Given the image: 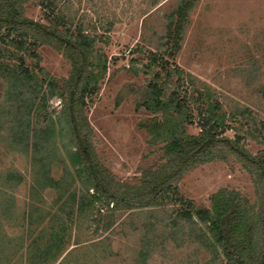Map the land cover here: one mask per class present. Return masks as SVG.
<instances>
[{
  "label": "trees",
  "instance_id": "1",
  "mask_svg": "<svg viewBox=\"0 0 264 264\" xmlns=\"http://www.w3.org/2000/svg\"><path fill=\"white\" fill-rule=\"evenodd\" d=\"M27 1L31 0H0V81L7 83L0 125L8 131L0 132V138L20 146L30 164L22 205L15 193L0 188V227L8 220L10 228L21 233L15 248L25 255L24 264L60 263L80 226H98L102 217L108 221L118 209L166 204L177 206L169 222L197 226L198 240L216 254L218 264H264V147L252 154L239 135L227 136L231 127L219 102L197 88L196 98L189 96L186 87L192 82L172 61L196 0H178L166 14L165 47L161 52L147 51L140 72L149 78L140 91L130 88L136 95L134 109L150 114L138 126L147 133L149 147L160 153L135 182L118 179L101 162L85 114L108 68L106 58L95 50L102 35L89 33L82 21L64 14L59 0H37L44 22L30 19L24 10ZM44 44L69 62L66 78L58 81L40 66L36 48ZM26 58L32 59L31 66ZM133 64L128 68L138 74ZM53 98L60 104L58 112L53 110L55 116L49 110ZM123 98L119 94L115 105ZM7 102L12 110H6ZM194 112L199 119L195 134L187 131ZM230 157L251 175L255 202L228 187L210 195L209 207L179 193L178 182L192 168ZM0 173V180L12 187L26 180L17 170ZM138 254L145 263L148 251Z\"/></svg>",
  "mask_w": 264,
  "mask_h": 264
},
{
  "label": "rangeland",
  "instance_id": "2",
  "mask_svg": "<svg viewBox=\"0 0 264 264\" xmlns=\"http://www.w3.org/2000/svg\"><path fill=\"white\" fill-rule=\"evenodd\" d=\"M177 1L58 2L61 11L74 22L82 21L89 33L103 37L96 43L95 50L102 59L106 58L108 68L85 114L93 129L97 156L115 177L123 181H137L141 171L160 155L149 147L147 133L138 126L150 114L143 109H134L136 95L130 88L140 91L149 78L140 72L141 63L147 61L148 50L161 52L164 49L166 14L174 9ZM24 10L28 18L44 22L37 0L27 1ZM182 37L181 48L172 61L192 82L186 87L187 94L196 98V88L204 94L208 92L210 100L219 102L226 114L231 128L225 134L229 137L239 135L252 154L262 150L264 0H196ZM36 54L40 66L58 81L68 76L69 62L60 52L44 44L36 48ZM135 60L138 62L133 64ZM25 62L31 66L32 59L26 58ZM132 64L139 69L138 74L128 68ZM6 87V81H0V102L4 100ZM119 94L124 98L116 106ZM195 106L191 103L190 107L195 109ZM5 107L12 110L8 102ZM59 108L57 98L49 101V110L54 116ZM3 111L5 109L0 108V113ZM193 116L187 131L195 134L199 119L195 112ZM0 132L6 134L8 131L0 125ZM4 141L0 138V170H17L26 180L14 187L13 183L8 185L0 180L1 192L6 187L7 192L15 193L18 205H22L29 183L28 153L25 154L20 146ZM222 187L240 191L251 203L257 200L251 175L233 157L199 164L178 182V191L184 198L206 207L210 206V195ZM173 209L177 206L122 208L113 212L109 218L111 222L102 217L98 226L82 225L78 236L70 239L69 252L68 249L65 251L64 259L54 264H142L138 256L140 251H148L143 264H218L221 260L198 240L197 226L181 227L169 222L174 218ZM1 224L4 227H0V264H24L25 255L15 248L21 233L10 228L8 220Z\"/></svg>",
  "mask_w": 264,
  "mask_h": 264
}]
</instances>
